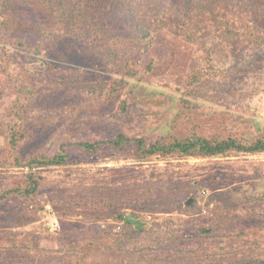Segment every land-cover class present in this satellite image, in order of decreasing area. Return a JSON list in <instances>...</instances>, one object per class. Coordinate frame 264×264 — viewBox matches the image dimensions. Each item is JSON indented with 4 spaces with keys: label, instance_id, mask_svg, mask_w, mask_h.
<instances>
[{
    "label": "rangeland",
    "instance_id": "1",
    "mask_svg": "<svg viewBox=\"0 0 264 264\" xmlns=\"http://www.w3.org/2000/svg\"><path fill=\"white\" fill-rule=\"evenodd\" d=\"M45 1L22 0L0 16V191L23 185L29 171L13 163L10 130L23 162L61 153L67 161L32 167L41 176L36 197L0 203V264L30 258L19 241L42 250L26 264H106V237L123 226L112 217L132 210L143 228L179 227L176 245L192 251L186 260L264 264V152L139 159L104 142L118 132L147 142L264 140V5L200 3L177 21L161 9L178 0H134L130 10L115 3L109 35L72 29L82 0ZM80 141L103 143L93 152ZM118 193L131 206L116 202ZM74 196L92 203H62ZM101 198L113 205L99 206ZM155 257L114 252L107 260Z\"/></svg>",
    "mask_w": 264,
    "mask_h": 264
},
{
    "label": "trees",
    "instance_id": "2",
    "mask_svg": "<svg viewBox=\"0 0 264 264\" xmlns=\"http://www.w3.org/2000/svg\"><path fill=\"white\" fill-rule=\"evenodd\" d=\"M22 0H0V16L6 15L12 7L14 3L20 2ZM47 1H45V7L48 5ZM218 0H178L177 3L171 2L168 6L161 9L165 12L172 14L177 21L180 20L181 13L184 17L188 15L189 10L193 13L199 12V4L205 3V5H210ZM237 1V0H236ZM260 0H252L253 2L252 9L257 10L261 6L264 5ZM242 0H238L237 8L238 10L241 8L240 3ZM115 3H121V5H126L128 10H130V6L134 4V0H82L80 2L79 7L75 12H72L70 15V22L72 24L73 30H81L83 33H97L100 31L99 29L103 28L107 34L111 35L112 29L109 24L111 14V7ZM135 5V4H134ZM204 6V5H201ZM136 8V6H135ZM134 11V10H132ZM136 12V11H135ZM135 12H133L132 17L136 19ZM137 15V13H136ZM76 21V22H74ZM247 22V20L245 19ZM139 22H137L138 24ZM78 24V27H77ZM180 24V23H179ZM184 28L186 25H183ZM87 27V28H85ZM113 35V34H112ZM116 37V34L113 35ZM194 76L191 75L187 82L188 85H192L194 81ZM18 104V103H16ZM15 108H19V106H15ZM15 110V109H14ZM19 111V110H17ZM18 113V112H16ZM13 130H10V133L7 135V144L10 150V155L12 156L13 163L16 165H26L29 167V171L25 176V183L23 185L13 186L6 189H2L0 191V203L11 199V198H33L36 197L39 192L41 176H38L32 170V167L35 165H59L64 164L67 161L66 155L64 153L57 154L51 157H46L42 155L28 157L26 162H23L20 159V154L16 150V141L15 136H13ZM105 143H109L114 149L118 151H129L132 157H137L141 159H145L146 157L155 156V155H173L178 154L181 156H215L222 155L230 151L243 152V153H259L264 152V140L256 139L249 143L240 142L234 138H225V139H208L201 136H189L182 140H173L166 141L163 138L159 140L149 141L143 137H129L126 136L122 132H118L113 138L105 140ZM103 143L102 141H80L78 142V146L82 147L86 151L96 152L100 149V145ZM26 163V164H25ZM177 186L175 185L176 189ZM122 189V188H121ZM145 192L147 194H151L154 190L146 186ZM172 189V190H173ZM171 190V193H172ZM163 194H167V191H162ZM115 201H121L127 207L131 206V201L122 196L121 194H117L114 196ZM134 201V200H133ZM136 202H139L140 199H135ZM65 206H69L70 208H78L85 207L88 201H82L78 196L68 197L64 199L62 202ZM92 203V202H91ZM88 203V204H91ZM98 203L99 206L108 207L112 206V201L110 198L105 199L101 198ZM142 203V201H141ZM118 205H116L117 210ZM159 206H157V209ZM98 208L93 210L94 213ZM99 210V209H98ZM100 211V210H99ZM108 211H111L108 208ZM108 211H105L108 213ZM65 213L68 211L65 210ZM109 214V213H108ZM130 214L135 218H141V214L130 212ZM105 216V213H104ZM114 220H119L123 222V226L120 230L106 237L109 240L107 245H103L104 249L109 250L110 258L107 254L103 257L105 259L106 264H112L109 260L112 259L113 253L120 252L125 253L126 255H139V253L145 254H154L156 257L152 260H141L143 263L139 262L138 264H215L214 262H197L195 260H186V258L192 256V251L187 247L177 246L176 244L179 242L181 235H179L178 230L180 229L174 227V223L171 221L164 220L161 222H155L153 227L150 228H141L137 230L131 223L125 220V213L115 212V215L112 217ZM177 229V230H176ZM183 238V237H182ZM198 238H201L198 236ZM27 239V238H26ZM168 242V244H166ZM17 250L19 252L26 251L30 256L24 257L22 259V263L26 264L29 261L35 259L39 255L38 252L42 251L40 248L33 249L34 253H31V247L24 245L23 242L19 241L16 243ZM172 253H178L177 258H173ZM107 258L109 260H107ZM161 258L163 260H161ZM17 259V258H16ZM15 259V260H16ZM183 259V260H179ZM97 262L82 260L80 262H76L74 264H96ZM9 264H13L10 262ZM17 264L20 263V258L18 259ZM240 264V263H239Z\"/></svg>",
    "mask_w": 264,
    "mask_h": 264
},
{
    "label": "water",
    "instance_id": "3",
    "mask_svg": "<svg viewBox=\"0 0 264 264\" xmlns=\"http://www.w3.org/2000/svg\"><path fill=\"white\" fill-rule=\"evenodd\" d=\"M125 220L131 223L137 230H140L144 225L143 222H141L139 219H135L131 214H127L125 216Z\"/></svg>",
    "mask_w": 264,
    "mask_h": 264
}]
</instances>
